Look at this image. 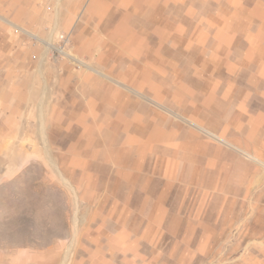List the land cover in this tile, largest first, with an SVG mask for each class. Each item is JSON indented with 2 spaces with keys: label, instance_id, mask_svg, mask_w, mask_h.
Returning a JSON list of instances; mask_svg holds the SVG:
<instances>
[{
  "label": "rangeland",
  "instance_id": "374dc122",
  "mask_svg": "<svg viewBox=\"0 0 264 264\" xmlns=\"http://www.w3.org/2000/svg\"><path fill=\"white\" fill-rule=\"evenodd\" d=\"M0 264H264V0H0Z\"/></svg>",
  "mask_w": 264,
  "mask_h": 264
},
{
  "label": "built area",
  "instance_id": "2783aa9c",
  "mask_svg": "<svg viewBox=\"0 0 264 264\" xmlns=\"http://www.w3.org/2000/svg\"><path fill=\"white\" fill-rule=\"evenodd\" d=\"M68 43L67 34L59 33L56 36V43L52 44V50L56 52L59 56L66 53V46Z\"/></svg>",
  "mask_w": 264,
  "mask_h": 264
},
{
  "label": "bare ground",
  "instance_id": "6f19581e",
  "mask_svg": "<svg viewBox=\"0 0 264 264\" xmlns=\"http://www.w3.org/2000/svg\"><path fill=\"white\" fill-rule=\"evenodd\" d=\"M23 30V29H22ZM46 45H47V47H49V48H52V43H50V42H48V43H46ZM91 125V124H90ZM90 127V126H89ZM95 135V134H94ZM97 135V134H96ZM89 142V141H88ZM93 143V142H92ZM88 147V146H87ZM86 148V147H85ZM141 149V148H140ZM139 155V154H138ZM75 159V158H74ZM115 159V158H114ZM136 165V164H135ZM134 165V166H135ZM140 165V164H139ZM133 166V167H134ZM137 166V165H136ZM134 169V168H133ZM138 172V171H137ZM128 173V172H127ZM139 197V196H138Z\"/></svg>",
  "mask_w": 264,
  "mask_h": 264
}]
</instances>
